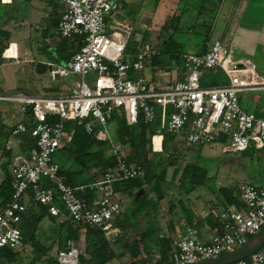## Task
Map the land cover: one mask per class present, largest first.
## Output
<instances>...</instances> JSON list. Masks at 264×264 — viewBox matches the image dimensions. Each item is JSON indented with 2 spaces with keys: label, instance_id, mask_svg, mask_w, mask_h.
Wrapping results in <instances>:
<instances>
[{
  "label": "built area",
  "instance_id": "2783aa9c",
  "mask_svg": "<svg viewBox=\"0 0 264 264\" xmlns=\"http://www.w3.org/2000/svg\"><path fill=\"white\" fill-rule=\"evenodd\" d=\"M60 1L64 8L57 33L64 39L79 37L82 44L67 62L51 65L48 76H73L76 80L62 94H0V101L19 105L22 116L11 135L29 132L36 144L29 153L10 159L13 191L10 201L0 207V248H23L17 225L28 198L45 206L58 224L71 220L97 226L108 240L118 236L119 230L112 223L121 207L114 199V183L141 178L144 170L126 164L121 147L115 144L114 168H107L100 179L86 186L67 185L55 156L70 140L74 126L103 141L108 139V120L117 112L127 125L136 124L139 118L145 123L158 121L159 129L193 145L221 143L223 151L231 153L243 152L249 146L264 147V119L240 104L243 92L264 90V79L250 59L235 57L226 43L214 40L202 53L183 52L179 61L182 77L161 88L143 75L146 64L156 55L153 45L142 41L131 51L130 26L120 22L108 26L106 18L119 12L117 2ZM216 71H221L225 83L204 85V74ZM86 77H90L91 86ZM27 109L31 127L22 121ZM84 189L96 195L91 203L76 195ZM238 195L239 206L218 210L220 231L209 242L199 241L188 225L177 227L170 240L169 257L163 260L158 255V264H194L242 247L264 225V186L241 183ZM80 255L78 246L68 240L66 248L57 251L56 264H79ZM232 264H264V246Z\"/></svg>",
  "mask_w": 264,
  "mask_h": 264
},
{
  "label": "crops",
  "instance_id": "0c3cea01",
  "mask_svg": "<svg viewBox=\"0 0 264 264\" xmlns=\"http://www.w3.org/2000/svg\"><path fill=\"white\" fill-rule=\"evenodd\" d=\"M112 1L119 4V12L113 16H108L106 22L108 26L117 22L129 25L131 34L129 35L128 43L130 44L131 37L135 38L140 31L139 25L147 24V21L152 17L155 4L150 5L146 2L147 0H141V3L145 2V4H141L138 8L135 7V10H130L127 5L135 0ZM162 1H166V5L171 4L176 9L180 7L183 9L186 6L193 7L200 0ZM228 1L231 3H228ZM224 3H226V6ZM222 4L226 7V11L224 10L225 20L222 22V26L218 28V36L214 39H208L204 43L201 42L202 39L199 40V42L193 45L196 51L192 53H199L202 47L206 50L212 41L220 40L230 47L233 55L237 58H247L250 60L252 57L257 56L264 58V0H219V4L216 6L214 12L216 14L213 16V20H210L211 31L215 28L216 16L221 8H223ZM63 8L64 4L60 0H0V50H2L0 68L12 63L14 67L22 66L23 72L28 73L29 71L32 80L28 87L37 93L33 96L65 93L75 81V77L73 76L57 77L55 79H51L48 76V69L51 65L63 64L59 51L63 47L65 39L57 33V25ZM155 36L156 44L165 39L162 34ZM11 45H14L15 54L9 57L3 55L6 51L5 49ZM184 52L190 51L184 50ZM38 64L45 65V70L37 66ZM32 71L37 74L34 75ZM143 75L146 79L153 80L159 87L163 88L169 82L180 79L182 77V69L179 64L172 65V63L171 67L167 69L146 66ZM44 76H47L51 81L60 80L61 84L57 88L49 89L41 82ZM66 80H69V82ZM19 85L21 87L24 86L23 84ZM0 86L2 87L1 80ZM16 89H18V86ZM3 102L0 101V103ZM240 104L245 111L253 112L264 119V90L243 92L240 95ZM21 117L19 105L17 113L0 107V121L4 129L12 130V127L21 120ZM109 129L110 127L107 124L105 127L107 135L110 132ZM17 135H11V137L14 138ZM155 136L160 138L158 149H155L153 144ZM12 138L7 143L11 148L13 147V151H15L14 156L15 154H23L18 153L15 141ZM150 143L151 150L154 153H160L162 149V135H153ZM213 144L215 143L209 145ZM192 145L187 143L183 137L175 136L171 144V150L176 153L180 146H182L185 153L188 155L194 154V156L190 155L192 158L197 155L201 159L204 158L203 154L206 150L202 151L203 147H201L198 153L196 151V146L198 145ZM253 148L255 151L251 153L252 159L247 158L250 160V164L255 158L259 160V157L264 161V147L260 149ZM222 152L226 154H239L240 158H246L241 157V152H224L223 148ZM233 159L236 160L238 157ZM250 169H254L255 173L249 177L247 171ZM247 171L244 172L243 181L236 186L233 184L235 183V175L229 173L227 179L224 181L219 180L218 183H215L216 187L212 189L207 188L206 184L208 183V179H210V176H207L208 178L204 179L201 185L196 186L189 193L184 192L183 187L180 186V177L178 176L175 182L177 183L175 186L176 194H173L169 187L165 188L162 186L164 194L159 201V206L155 213L144 210L138 214L134 211L136 204L143 194L141 189L132 190L129 193L123 186H118L117 189H114V199L120 204L121 209L119 214L113 219L112 224L114 228L119 230V234L113 240L105 238L111 244V249L116 257V260L112 264H157V256L160 255V241L162 239L171 240L174 230L177 227H182L184 224L194 229L195 237L199 241L203 243L209 242L220 231L218 210L227 206L240 205L238 185L241 183H251L256 187L264 186V170L261 169L259 164L254 166L248 165ZM174 172L175 170H173ZM174 177L175 175L172 174L164 185L167 186L168 183L174 185ZM1 178L2 171H0V181ZM221 188L231 190L237 203H228L227 198L230 199L231 197L227 195V198H225V195L221 193ZM149 198H155L154 194H150ZM23 225L21 222L19 227L22 228ZM35 237L43 247H49L47 253L43 254L40 251L35 252L30 242H23L22 252H26L31 259H36V264H41L48 258L54 259L57 251L63 249L62 247L66 245L63 229L59 227L56 220L48 213L39 222ZM68 240L73 241L78 246L84 258H88V255L84 252L85 228L79 229L76 240ZM131 241L137 243L140 251V260L138 262H135V259H131L128 252L125 251L127 243ZM0 264L12 263H8L5 259H0Z\"/></svg>",
  "mask_w": 264,
  "mask_h": 264
},
{
  "label": "trees",
  "instance_id": "16d2710c",
  "mask_svg": "<svg viewBox=\"0 0 264 264\" xmlns=\"http://www.w3.org/2000/svg\"><path fill=\"white\" fill-rule=\"evenodd\" d=\"M177 19L178 16L173 15L168 17L166 22L162 25V30H164L165 33H169V30H172V32L163 41L153 45L156 49V55L149 60L146 66L167 69L171 67L172 62L177 65L179 64L180 56L184 50L182 45L176 42L172 37V35L177 32V29L173 24L171 27L169 26L170 24H168L173 20L177 21ZM210 31L211 25L208 23V25L205 26V31H203L204 37L201 42L204 43L208 40ZM143 41H147L145 36H143ZM81 44L82 39L79 37L65 39L63 47L59 51L63 63L71 58ZM1 51L2 50H0V58ZM204 51L205 49L202 47L199 53ZM37 66L42 70L46 68L45 65L41 64ZM202 83L204 85L222 84L225 83V78L221 71L207 72L203 76ZM51 120L57 121V118L52 117ZM22 121L29 127L33 125L29 117V109L24 113ZM107 124L110 127V132L108 134V139L103 141L97 140L91 134H87L81 127H73L70 140L58 150L55 156L60 165V175L64 176L65 183L73 188L86 186L97 181L107 168L115 167L116 159L112 152V146L118 144L121 147L120 152L125 163L139 165L144 170V175L137 179L116 181L114 183V189H117L120 185L129 193H131L132 190L141 189L143 194L136 204L134 211L138 214L145 209L150 213L157 212L159 201L164 194L162 184L165 181L168 163H171L170 159L174 154L171 150V144L175 135L159 129L158 121L145 123L139 118L136 124L127 125L122 115L117 112L112 115ZM70 127L69 124L66 125V129ZM157 134L162 135V149L160 153H154L151 150L150 139L153 135ZM11 138V129H4L0 121V171H2V178L0 181V207L10 201L13 191L11 186L12 178L9 173V162L14 156L15 151H13V147L11 148L7 143ZM12 139L15 141L19 154H27L36 148L35 139L30 137L29 132L20 133ZM201 147L202 145L196 146V151L198 153ZM254 151L255 149L249 146L240 154L241 157L252 159L251 153ZM161 155H164L163 161L160 159ZM158 156L159 158H156ZM154 157L156 158L155 161L153 160ZM200 158L199 155L195 156L181 168L180 186L183 187L186 193L191 192L206 179V169L198 164ZM177 172L178 170L175 169L173 174L176 175ZM45 184L53 188L49 183L46 182ZM221 193L225 195V198H227V195H230L231 198H227L228 203H237L231 190L221 188ZM150 194H154L155 198H149ZM76 195L87 203H91L96 198V195L88 189L78 190L76 191ZM25 204L26 210L21 214L20 219V223L22 222L24 225L22 228L19 227L20 223L17 225L21 232L22 241L30 242L33 250L46 254L49 247H43L42 244L39 243L35 237V232L39 222L46 215L47 209L45 206L33 202L31 198H28ZM59 227H61L65 233V243L68 239L76 240L79 229L85 228L84 252L88 255V258H84L80 255L79 264H112V262L116 260L111 249V244L105 239L102 230L97 226L82 225L79 222L69 220L59 224ZM62 248L65 249L66 245ZM22 249L12 250L9 248H0V259H5L8 263L18 264L23 253ZM125 251L128 252L131 259L136 260L135 262L140 260V251L135 241L127 243ZM170 251V240L162 239L160 241V257L166 260ZM35 260L36 259H32L30 264H36ZM41 264H56V260L55 258H48Z\"/></svg>",
  "mask_w": 264,
  "mask_h": 264
},
{
  "label": "rangeland",
  "instance_id": "374dc122",
  "mask_svg": "<svg viewBox=\"0 0 264 264\" xmlns=\"http://www.w3.org/2000/svg\"><path fill=\"white\" fill-rule=\"evenodd\" d=\"M147 3L155 4L154 11L152 17L147 21V24H140V31L135 38L131 37L130 39V50H134L135 47L141 43V39L143 36H145L146 40L151 44H156V36L157 34H162L165 38H167L172 30H169V33H165L164 30H162V25L166 22V19L168 17L176 15L178 16L177 21L173 20L169 22V26L171 27L172 24L177 29V32L172 35L173 39L176 42H179L182 45L183 50H188L190 52L196 51L194 49L193 45L199 40H201L204 35L203 31H205V26L208 25V23L211 25V21L213 20V16L216 14L214 13L216 10V6L219 4V0H200L199 2H196L193 7L186 6V8L179 9L174 8L171 6V4L166 5V1L162 0H147ZM228 3H231L228 1ZM141 0H135L132 1L127 5L128 9L133 10L135 7H140ZM189 5V4H188ZM226 6V3H224ZM223 6L222 14L221 10L219 13H217L216 20L214 23L215 28L209 33L208 39H214L218 36L219 27L222 26V22L225 20V11L226 7ZM135 10V9H134ZM225 10V11H224ZM224 12V13H223ZM162 30V31H161ZM137 37V38H136ZM252 63L254 66V69L256 73L264 78V58L260 57H252ZM24 67V66H23ZM33 70V69H32ZM10 73V74H9ZM34 75L37 73L33 72ZM206 74V73H205ZM0 80L2 87L0 86V93L2 94H13L16 92H22L24 95H34L37 94L34 91L31 90L28 86L31 83V77L30 73L23 72L22 66H16L11 63L9 65H5L0 68ZM76 80V78L74 79ZM86 82L91 86L90 77L85 78ZM69 82V80H66ZM42 84L49 88L54 89L57 88L58 85H60V80L51 81L46 76L42 77ZM66 82V83H67ZM23 84L24 86L21 87ZM18 86V89L16 87ZM21 87V88H20ZM7 88V89H6ZM2 90V91H1ZM2 102V101H1ZM0 107L6 108L9 111L16 112L18 109V104L15 102H3L0 103ZM1 142V140H0ZM203 150H206L204 152V158H200L198 161V164L200 166H203L206 171L207 176H210V179H208V183L206 184L207 188H214L216 187L217 180L224 181L228 178L229 173H233L235 175V186L243 181L244 172L247 171L248 165H260L261 169L264 170V161L262 158L259 157V160L257 158L253 159L250 164V160L247 158H240L239 154H226L222 152L223 145L221 143H215L213 145H205L202 146ZM184 148L180 146V148L177 150V152L172 155L171 157V163H168V168L166 170V176H165V182H167V179H170L171 175L173 174V170L177 169L178 172L175 175V180H173L174 185L168 183L167 186L162 184L163 187H169L170 191L173 192V194H176V179L181 173V168L183 165L188 162L189 160H192L193 158L190 156L192 154H187L184 152ZM190 156V157H189ZM194 156V154L192 155ZM238 157V159L234 160L233 158ZM159 158V157H156ZM154 157V161L156 160ZM56 161L57 158L55 157ZM160 159L163 161L164 155H161ZM58 162V161H57ZM157 170V169H156ZM248 176H252L255 171L254 169H250L247 171ZM174 175V174H173ZM217 176V178H215ZM147 208V207H146ZM146 210V209H145ZM135 216V215H134ZM133 216V217H134ZM37 252V251H35ZM32 259L28 257V254L26 252L22 253L21 259L18 262V264H30Z\"/></svg>",
  "mask_w": 264,
  "mask_h": 264
},
{
  "label": "water",
  "instance_id": "95a60500",
  "mask_svg": "<svg viewBox=\"0 0 264 264\" xmlns=\"http://www.w3.org/2000/svg\"><path fill=\"white\" fill-rule=\"evenodd\" d=\"M263 246H264V225L242 247L225 255L216 257L214 259H207L194 264H232L236 261L247 258L257 250L262 248Z\"/></svg>",
  "mask_w": 264,
  "mask_h": 264
},
{
  "label": "bare ground",
  "instance_id": "6f19581e",
  "mask_svg": "<svg viewBox=\"0 0 264 264\" xmlns=\"http://www.w3.org/2000/svg\"><path fill=\"white\" fill-rule=\"evenodd\" d=\"M6 51L4 52L3 55L5 56H11V55H14L15 54V51H14V45H11L10 47H8L7 49H5ZM159 141H160V138L155 136L153 138V144H154V148L155 149H158L159 148Z\"/></svg>",
  "mask_w": 264,
  "mask_h": 264
}]
</instances>
